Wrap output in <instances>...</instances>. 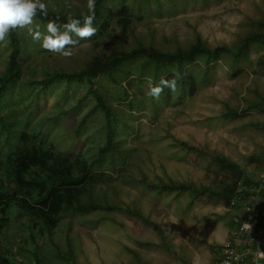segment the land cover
<instances>
[{"label":"rangeland","instance_id":"1","mask_svg":"<svg viewBox=\"0 0 264 264\" xmlns=\"http://www.w3.org/2000/svg\"><path fill=\"white\" fill-rule=\"evenodd\" d=\"M65 1L72 7L85 3L84 0ZM46 5L55 10L59 6L49 2ZM263 6L264 0H174L172 3L160 0L144 12V18L136 25V37L142 34L144 45L154 43L164 51L194 43L197 32L214 46L222 42L232 44L251 28L246 16L258 17V9ZM36 25L47 34L46 24L35 19L32 27ZM25 30L28 43L20 58L22 75L0 101V116L12 124L13 132H33L38 128L41 137L57 149L96 159L109 136L105 114L97 106L95 93L112 101V106L128 121L125 125L119 123L112 135L122 146L120 157L116 156L114 163L110 162L109 155L104 160L105 170L111 171L116 166L122 169L123 177L113 187H107L105 194L114 199L121 197L123 203L142 204L164 226V236L157 227L146 225L127 213L100 211L88 215L89 220L80 227L94 237L99 232L101 246H111L110 251L104 250L108 264L209 262L213 246L224 242L233 229L232 212L228 213L207 196L196 197L189 204L187 193H152L143 188L140 177L143 172L152 177L164 174L161 162H165L168 175L180 180L208 181L204 171L212 167L216 152L233 158L250 180L264 170V106L250 108L234 118L223 116L226 103L245 108L249 100L259 102L254 85L264 93V47L251 51V63H236L224 57L207 67L189 66L199 79L207 71L198 92L191 97L175 96L163 101L161 96L157 100L147 95L151 80L145 75L142 78L135 75V64H129L131 71L127 75L119 76L122 85L107 75L98 78L94 87L85 80H48L46 76L51 77L54 71L84 69V60L89 58L91 50L89 41H79L72 49V57L65 58L45 50L42 42L34 41L28 29ZM136 45L137 41L132 47ZM10 53L8 36L0 42V76L5 73ZM141 62L151 64L153 60ZM232 65L238 70H232ZM123 86L128 90V97ZM6 126L7 123L0 124L1 154L11 146L8 137L12 143L16 140L8 135ZM172 133L200 150H186L173 143ZM115 202L119 203L117 199ZM150 203L153 205L148 206ZM109 217L120 220L122 226L111 222ZM76 226L79 227L78 223ZM5 232L9 240L6 245L17 258L28 257L29 251L35 248L29 233L20 224L7 225ZM88 241L89 238L86 242L90 252ZM37 249L43 252V246ZM43 257L44 264H64L60 257L50 260L45 253Z\"/></svg>","mask_w":264,"mask_h":264},{"label":"trees","instance_id":"2","mask_svg":"<svg viewBox=\"0 0 264 264\" xmlns=\"http://www.w3.org/2000/svg\"><path fill=\"white\" fill-rule=\"evenodd\" d=\"M84 1V4L72 7L65 0H44L45 3L59 6L57 10L48 7L47 17L38 13L35 19L46 25L49 20H54L60 26L67 22L69 16L82 20V13L88 12L87 0ZM159 2L160 0H133L131 3L128 0H96L93 26L97 28V33L88 40L91 50L89 58L84 60L85 68L54 71L51 77L49 74L46 76L48 80H85L90 87H94L98 78L107 75L122 85L118 80L119 76L127 75L131 71L129 64H135V75L140 78L147 76L151 85L158 84L161 78L170 80L175 76L176 91L173 93L165 88L161 94L163 101H170L175 96L186 98L195 95L206 79L207 71H204V78L199 79L195 70L189 66L207 67L224 57L236 63H251V51L264 47V6L259 7L258 17L250 14L246 16L251 28L241 33L232 44L222 42L214 46L203 40L197 32L194 43L179 46L176 50L164 51L154 43L146 46L143 44L142 34L136 37V25L144 18V12L151 4ZM25 33V28H20L9 34L11 53L5 73L0 76V101L4 100L1 98H5L11 85L22 75L20 58L28 43ZM135 41L138 45L132 47ZM143 59L153 62L145 64L141 62ZM232 70L237 71L238 68L232 65ZM123 90L125 97H128L126 86H123ZM254 90L259 102L252 103L249 100L245 108H241L239 104L226 103L223 116L234 118L240 112L264 106V93L257 84L254 85ZM89 91L93 92V89ZM95 94L97 106L105 114L109 136L96 159L57 149L51 141L41 137V130L38 128L33 132H13L12 124H8L0 116V124L7 123L8 135L16 137L15 143L10 141V137L7 138L11 146L6 147V153L1 154L0 150V264H44V253L50 260L60 257L64 264H108L104 250L110 251L111 246H101L99 232L94 237L80 227L89 220L88 215L100 211L127 213L146 225L157 227L164 236V226L142 204L128 201L123 203V199L116 196L118 203L105 194L107 187H113L112 184L123 177L122 169L116 166L111 171L105 170L104 160L109 155L110 162L114 163L115 157L122 153V146L112 139V135L117 131L119 123L125 125L128 121L106 96H100L98 92ZM120 96L122 97V93ZM170 137L173 143L186 150H200L175 133ZM212 160V167L204 171V177L208 181L180 180L168 175V165L165 162H161L164 174L158 173L152 177L143 172L140 180L143 188L152 193H187L190 197L189 204L196 197L207 196L230 213L232 198L238 193L242 182H248L250 178L239 163L223 152H216ZM152 205L150 203L148 206ZM109 220L122 226L121 221L115 217H109ZM12 223L20 224L35 244L28 257L17 258L6 245L8 239L5 228ZM77 223L79 227L76 226ZM87 238L90 252H87ZM37 246H43V252H39Z\"/></svg>","mask_w":264,"mask_h":264},{"label":"clouds","instance_id":"3","mask_svg":"<svg viewBox=\"0 0 264 264\" xmlns=\"http://www.w3.org/2000/svg\"><path fill=\"white\" fill-rule=\"evenodd\" d=\"M95 7L96 0H87L88 12L82 13V20L69 16L62 26L57 25L54 20H49L46 25L47 34H44L39 30V25L32 27L38 13L48 16V8L43 0H0V42L6 41L12 31L27 28L32 39L42 42L41 46L45 50L70 58L73 55V47L79 41L89 40L97 33V28L93 26ZM165 88L173 93L176 91L175 76L170 80L161 78L158 84L150 86L147 95L158 100ZM244 228L248 229L250 225L246 223ZM259 258L264 259V251L259 252ZM236 259L239 260L240 257L237 256ZM224 264L230 262L225 260Z\"/></svg>","mask_w":264,"mask_h":264},{"label":"built area","instance_id":"4","mask_svg":"<svg viewBox=\"0 0 264 264\" xmlns=\"http://www.w3.org/2000/svg\"><path fill=\"white\" fill-rule=\"evenodd\" d=\"M229 209L233 229L223 243L213 246L209 264H224L225 260L230 264H264L259 258V252L264 251V170L253 180L242 182ZM246 223L250 228H244Z\"/></svg>","mask_w":264,"mask_h":264},{"label":"crops","instance_id":"5","mask_svg":"<svg viewBox=\"0 0 264 264\" xmlns=\"http://www.w3.org/2000/svg\"><path fill=\"white\" fill-rule=\"evenodd\" d=\"M228 237V236H227ZM227 239V238H226ZM221 243H223V242H221ZM211 260V259H210ZM210 260H209V262H207L206 264H209L210 263Z\"/></svg>","mask_w":264,"mask_h":264}]
</instances>
